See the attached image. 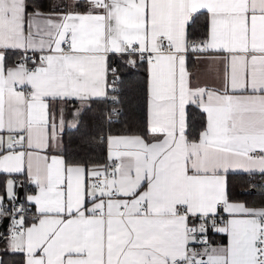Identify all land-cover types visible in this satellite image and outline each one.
<instances>
[{
	"label": "snow or ice",
	"instance_id": "obj_1",
	"mask_svg": "<svg viewBox=\"0 0 264 264\" xmlns=\"http://www.w3.org/2000/svg\"><path fill=\"white\" fill-rule=\"evenodd\" d=\"M141 69L139 131L69 156ZM0 226V264H264V0H0Z\"/></svg>",
	"mask_w": 264,
	"mask_h": 264
},
{
	"label": "trees",
	"instance_id": "obj_2",
	"mask_svg": "<svg viewBox=\"0 0 264 264\" xmlns=\"http://www.w3.org/2000/svg\"><path fill=\"white\" fill-rule=\"evenodd\" d=\"M38 4H43L45 8L55 5L63 4L66 0H36ZM202 25V20L197 23L194 31L199 32ZM141 74H129L126 78L124 89V107L128 112L127 118L121 124L112 125L110 128L103 124L102 120H86L80 126L79 131L68 132L65 135V146L68 149V155L74 159H92L96 161H103L106 154V146L99 142L98 137L106 135L109 131L112 134H121L125 132L139 131L141 122L144 116L143 110V69ZM92 115H97L99 111ZM202 120L200 113H195L193 123L199 125ZM231 187L233 193L237 194L236 198L239 200L247 199L248 196L239 195V193L247 191L249 188L248 178L246 176H234L231 178ZM249 204L258 206L261 203L259 195L249 196ZM9 264H15L14 257H8Z\"/></svg>",
	"mask_w": 264,
	"mask_h": 264
},
{
	"label": "crops",
	"instance_id": "obj_3",
	"mask_svg": "<svg viewBox=\"0 0 264 264\" xmlns=\"http://www.w3.org/2000/svg\"><path fill=\"white\" fill-rule=\"evenodd\" d=\"M65 3H71V0H66ZM189 71L195 77L196 83L208 86H219L222 82L224 66L220 59H201L198 61L189 60ZM250 197L242 199L249 204ZM252 205V204H250ZM217 240L223 242L222 237H216Z\"/></svg>",
	"mask_w": 264,
	"mask_h": 264
},
{
	"label": "water",
	"instance_id": "obj_4",
	"mask_svg": "<svg viewBox=\"0 0 264 264\" xmlns=\"http://www.w3.org/2000/svg\"><path fill=\"white\" fill-rule=\"evenodd\" d=\"M1 229L3 230V227H0V231H1Z\"/></svg>",
	"mask_w": 264,
	"mask_h": 264
},
{
	"label": "built area",
	"instance_id": "obj_5",
	"mask_svg": "<svg viewBox=\"0 0 264 264\" xmlns=\"http://www.w3.org/2000/svg\"><path fill=\"white\" fill-rule=\"evenodd\" d=\"M0 227H2V226H0ZM1 231H2V229H1Z\"/></svg>",
	"mask_w": 264,
	"mask_h": 264
},
{
	"label": "rangeland",
	"instance_id": "obj_6",
	"mask_svg": "<svg viewBox=\"0 0 264 264\" xmlns=\"http://www.w3.org/2000/svg\"><path fill=\"white\" fill-rule=\"evenodd\" d=\"M3 231V230H2Z\"/></svg>",
	"mask_w": 264,
	"mask_h": 264
}]
</instances>
